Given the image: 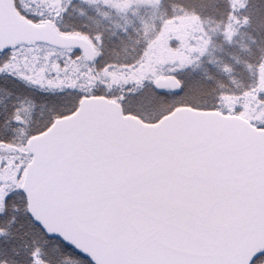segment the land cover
I'll use <instances>...</instances> for the list:
<instances>
[{"label": "water", "instance_id": "95a60500", "mask_svg": "<svg viewBox=\"0 0 264 264\" xmlns=\"http://www.w3.org/2000/svg\"><path fill=\"white\" fill-rule=\"evenodd\" d=\"M45 45L95 51L54 21L0 0V54ZM156 90L174 95L168 76ZM20 192L43 233L90 264H254L264 256V129L189 107L153 124L102 96L31 137Z\"/></svg>", "mask_w": 264, "mask_h": 264}, {"label": "trees", "instance_id": "16d2710c", "mask_svg": "<svg viewBox=\"0 0 264 264\" xmlns=\"http://www.w3.org/2000/svg\"><path fill=\"white\" fill-rule=\"evenodd\" d=\"M74 3V6H83ZM162 7L172 13L182 11L212 24L215 22L221 28L231 25L236 33L232 42L219 41L218 51L213 53L217 55L214 64L206 62L198 68L179 69L170 75L182 85L179 95L170 91L160 93L152 87L157 92L154 93L180 98L179 106L240 116L253 126L264 129V124L256 116L253 118L240 109V104L243 101L245 104L254 95L257 96L254 98L256 105L264 104V0H162ZM55 23L63 34L87 36L92 47H97L99 56L92 63L84 62L85 71L76 76L70 74L73 79L66 77V89L61 90L38 89L26 81L0 75V192L3 193L0 203V264H70V261L90 264L61 241L43 233L28 217L25 199L20 192L25 167L30 162L26 145L21 146L17 154L19 177L7 178L5 175L6 169L12 167L13 149L52 124L53 120L47 123L44 117L52 114L48 108L53 107V99L67 97L66 93L74 88L76 105L66 115L75 111L82 98L102 96L121 105L124 113L144 120L140 112L127 108L124 97L130 94L135 101H129V105L134 106L136 99H139V91L134 94L135 90L142 86L151 87L150 84L138 78L126 81L119 73L123 68L135 69L143 54L139 28L133 27L120 33L109 24L101 23L91 33H85L79 23L71 31ZM6 55H0V65ZM250 68L259 69L262 73L260 80L249 75ZM229 102L236 105L228 107ZM24 107L29 111L30 127L22 126L21 109ZM171 111L157 115L151 122L158 121ZM256 263L263 264L264 256L258 258Z\"/></svg>", "mask_w": 264, "mask_h": 264}, {"label": "rangeland", "instance_id": "374dc122", "mask_svg": "<svg viewBox=\"0 0 264 264\" xmlns=\"http://www.w3.org/2000/svg\"><path fill=\"white\" fill-rule=\"evenodd\" d=\"M74 2H78L83 6H74ZM15 7L20 14L22 13L34 21V23L29 21L30 23L42 25L47 21H54L58 22L60 27L68 28L70 31L78 23L80 24V29L85 33H91L101 23L109 24L120 33H124L130 28L138 27L141 31L143 54L135 69L133 67L123 68L119 73L126 81L138 78V80L150 84L151 87L142 86L139 87V90H135L134 94L139 91V99L135 98L137 104L134 106L129 105V101H135L130 94L124 97V100H127L125 102L127 108H133V110L140 112L139 114L144 116V120L137 116H132L141 119L147 124L155 123L151 121L157 115L160 116L159 114L186 107L179 106L180 98L155 94L164 91L171 92L170 89L156 90L154 87L155 82L172 75L179 69L198 68L206 62L214 64L217 60V55L213 53L218 51L219 41L232 42L235 38L234 33H236L235 28L231 25L221 28L215 22L212 24L210 21L200 19L189 13L182 11L169 12L165 7H162V0H15ZM60 34L82 38L87 41V36L84 37L85 35L76 33L66 35L61 32ZM232 37L234 38L232 39ZM20 48L24 47L6 52L7 55L0 65V75L6 74L18 80L26 81L38 89H52L53 91L57 88L59 90L66 89V77L73 79L70 74H75L76 76L85 71V63H92L87 62L83 54L76 49H57L45 45L26 47V50H21ZM92 48L95 51V58L98 57L97 47ZM249 72L250 76H256L255 79H261L262 73L258 68H250ZM70 91V93H66L67 97H56L53 99V107L48 108L52 114L44 117L47 123L71 114L66 115V113L74 109L76 98L74 88H71ZM254 98H257V96L254 95L248 98L245 104L243 101L240 104V109L253 118L256 116L260 123L264 124V104L256 105ZM228 105V107H234L236 104L229 102ZM21 110L22 126L30 127L27 107ZM29 139L23 141L20 147L17 146L13 149L14 159L11 169H6L5 175L7 178L17 179L19 177L20 169L17 163L19 161L17 154L21 146L26 145ZM2 200L3 193L0 192V203ZM72 263L70 261V264Z\"/></svg>", "mask_w": 264, "mask_h": 264}]
</instances>
